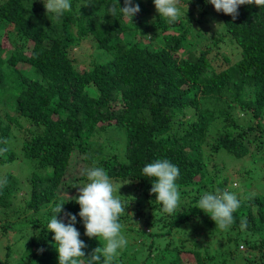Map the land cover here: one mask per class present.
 <instances>
[{"label": "trees", "instance_id": "16d2710c", "mask_svg": "<svg viewBox=\"0 0 264 264\" xmlns=\"http://www.w3.org/2000/svg\"><path fill=\"white\" fill-rule=\"evenodd\" d=\"M132 2L131 23L108 11L124 0H70L59 18L43 0H0V264H58L48 231L57 204L58 220L76 216L85 258L103 247L75 203L92 167L126 209L127 245L112 264H264V174L254 164L264 159V6L241 5L233 20L208 0H178L169 25L149 19L153 0ZM84 40L94 50L81 63L72 49ZM157 159L179 169L172 214L142 173ZM21 160L24 172L9 168ZM230 164L243 166L228 173ZM217 190L240 201L226 231L198 208ZM17 197L24 207L12 211Z\"/></svg>", "mask_w": 264, "mask_h": 264}, {"label": "clouds", "instance_id": "9594fccd", "mask_svg": "<svg viewBox=\"0 0 264 264\" xmlns=\"http://www.w3.org/2000/svg\"><path fill=\"white\" fill-rule=\"evenodd\" d=\"M217 12H223L235 20L238 16V7L241 5L264 6V0H208ZM154 7L159 16L166 18L169 25L180 19L177 8L178 0H153ZM46 12L53 13L57 18L71 10L70 0H43ZM119 6V5H118ZM126 17L131 23L132 18L139 11V5L133 4L132 0H124L123 8L117 9L111 6L108 11L116 15L117 11ZM5 147L0 149V154L6 153ZM142 173L151 178V193L155 200L162 205V210L172 214L180 203L178 185L175 183L179 177V169L168 159H157L146 164ZM88 183L79 188L78 198L75 203L80 206L79 217L85 228V235L104 241L103 247L96 248L87 258L83 249L85 243L80 240V233L75 228L76 216L64 213L68 223L58 220L57 214L61 213L64 204H57L53 208L55 213L48 223V231L53 233L56 243L58 264H112L119 255V251L127 245V240L122 235L120 217L126 209L107 172L102 167H92L86 170ZM7 179L0 180V187L6 186ZM240 201L237 196L228 191L206 193L198 201V208L208 215L215 223V228L228 230L234 223L233 214L239 209ZM246 221H241V228H246ZM242 248V247H241ZM43 251V250H38ZM85 258V259H80Z\"/></svg>", "mask_w": 264, "mask_h": 264}, {"label": "rangeland", "instance_id": "374dc122", "mask_svg": "<svg viewBox=\"0 0 264 264\" xmlns=\"http://www.w3.org/2000/svg\"><path fill=\"white\" fill-rule=\"evenodd\" d=\"M177 7H178V6H177ZM157 15H158V13L156 12L155 8H153V9H152V13L150 14L149 19H153V18H155V16H157ZM195 17H196V16H195ZM153 20H154V19H153ZM196 28H197V27H196ZM221 48H222L221 50H222V52H223L224 54L229 55V57L231 58L232 62H235V61L237 60V54H236L235 51L232 52V47H231V45L225 43L224 45H222ZM72 50H73L74 54H75L77 57H81V63H85V61H86L87 59H85L84 56L90 54V50H94V46L92 45L91 41H89V40H84V41H82V42L79 44V46L74 47ZM9 115H11V113H10ZM17 164H18V166H17ZM17 164H16V163H12L11 165H9V168H11V170L14 171V172H16V171L19 172V170H20V172H24L25 169H26V168H25L26 166H25V165L23 166V164H22V160H21L20 162H18ZM254 164H255L256 167L261 168V171H262L263 174H264V159H263V160H260V161H258V162H255ZM240 165H242V164H239V165L236 167L234 164H230V165L228 166V168H227V172L230 173V172L234 171L235 169H236V171H239L240 168H242ZM242 166H243V165H242ZM246 166L249 167V164H246ZM252 167H253V166H252ZM18 168H19V169H18ZM77 169H78V171H79L80 167H77ZM253 171H254V168H253ZM74 177H75V175H74ZM237 184H239V183H235V182H234V183H232V186H235V185H237ZM244 185H246V183H244ZM257 190H259V188L256 187V185H255V183H254V185L251 186L250 191L256 193ZM78 193H79V191L76 192L77 195H78ZM21 194H22V193H19V195H21ZM23 207H24V203L22 202L21 197H17V200H15V204H14L13 207H12V211H17L18 209L23 208ZM202 234H203L202 236H204V237H202V236H198V237L196 238L199 242L206 238L205 233H202ZM206 239H207V238H206ZM205 241H206V240H205ZM94 242L97 243V246H103L104 243H105L104 241H102V240H99V241H98L97 239H95ZM242 246H243L242 251H244V250L246 251L245 246H244V245H242ZM217 249H218L217 246H215L214 250H217ZM239 250H241V246H239ZM118 256H119V255H118ZM239 256H240V257H243V256H241V255H239ZM244 257H246V258H248L249 260H251V258L248 257L247 255L244 256ZM246 258H244V259H246ZM238 259H239V258H238ZM238 262H239V260L236 261V263H238Z\"/></svg>", "mask_w": 264, "mask_h": 264}]
</instances>
